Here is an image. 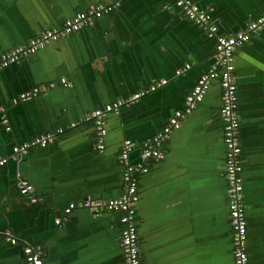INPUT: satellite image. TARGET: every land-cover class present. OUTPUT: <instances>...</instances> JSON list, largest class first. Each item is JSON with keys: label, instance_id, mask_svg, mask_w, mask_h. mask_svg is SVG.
I'll list each match as a JSON object with an SVG mask.
<instances>
[{"label": "crops", "instance_id": "0c3cea01", "mask_svg": "<svg viewBox=\"0 0 264 264\" xmlns=\"http://www.w3.org/2000/svg\"><path fill=\"white\" fill-rule=\"evenodd\" d=\"M116 1L0 0V55L78 11ZM194 1L212 8L224 34L244 30L264 14V0ZM215 61L214 39L175 0H120L110 13L2 68L0 157L7 163L0 167V264H25L27 244L40 249L43 264H125L119 211L102 205L95 217L90 208L77 207L66 216L65 208L72 201L119 197L125 190L124 140L135 143L131 160L142 161V141L183 107ZM235 66L248 264H264V28L236 48ZM152 85L158 86L106 116L105 148L99 150L96 127L86 115ZM36 86L38 95L13 102ZM221 94L215 78L163 141L165 157L149 161V171L139 178L142 264H234ZM60 128L48 144L13 152V146ZM20 179L33 184L37 201L19 191Z\"/></svg>", "mask_w": 264, "mask_h": 264}, {"label": "built area", "instance_id": "2783aa9c", "mask_svg": "<svg viewBox=\"0 0 264 264\" xmlns=\"http://www.w3.org/2000/svg\"><path fill=\"white\" fill-rule=\"evenodd\" d=\"M120 0L115 5L98 2L86 10L78 11L64 22L55 27L47 28L40 34L31 38L27 44L18 45L10 50H6L0 55V70L11 63L19 62L28 55L49 45L51 42L69 35L95 18L101 17L105 13H110L118 7ZM175 5L183 14L199 27L203 28L206 34L215 41L216 61L212 68L203 73L197 80L193 89L186 95L184 105L177 109L170 116L168 123L152 137L146 138L141 143L142 161L134 162L130 158L131 152L135 148V143L127 138L124 140L120 153V163L122 165V179L125 190L115 198L106 201L93 200L88 198L82 201H72L65 208L66 216H69L77 207L90 208L95 217L101 214L100 208L105 206L107 211H119L121 227L120 242L125 264H142L138 244L137 226V203L139 202V178L149 171L148 162L151 160L163 159L166 155L163 149V141L170 135L173 129L181 126L182 121L193 111L196 105L204 99L209 91L213 79L218 78L222 88L221 116L224 121V144L226 147V158L224 164V174L227 180L228 207L230 214V226L232 230L233 257L234 264H248V218L244 205V176L242 160V144L239 137V127L241 123L238 113L237 82L235 75V51L239 45L248 42L251 37L258 34L264 28V14L250 20L244 30L232 34H224L219 30L218 25L213 21L212 8L209 5H201L194 0H175ZM190 67L186 64L184 68L176 70V74H181ZM65 82V78L62 79ZM166 79L161 82L166 83ZM158 85H152L147 89H141L128 97L117 99L104 107L96 108L86 115L85 119L94 123L97 132L99 150L105 148L104 138L107 134L106 116L109 113H119L122 106L133 103L147 92L155 90ZM41 88L36 86L29 90L22 91L13 102L29 100L40 93ZM3 124L8 125L5 113L1 116ZM48 131L38 134L30 141L13 146L15 154L26 152L33 145L48 144L57 133ZM144 160V161H143ZM7 163V157H0V167ZM19 191L28 195L32 201H37L35 187L29 180L20 179L18 182ZM65 218L56 219V223H62ZM1 236V233H0ZM5 239L16 243L17 239L8 234ZM25 264H43L44 260L41 251L32 245L24 247Z\"/></svg>", "mask_w": 264, "mask_h": 264}]
</instances>
